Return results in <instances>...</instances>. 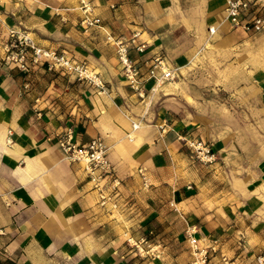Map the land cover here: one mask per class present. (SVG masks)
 Returning a JSON list of instances; mask_svg holds the SVG:
<instances>
[{"label": "crops", "instance_id": "0c3cea01", "mask_svg": "<svg viewBox=\"0 0 264 264\" xmlns=\"http://www.w3.org/2000/svg\"><path fill=\"white\" fill-rule=\"evenodd\" d=\"M94 3L102 28L85 32L80 0H0V264H191L190 236L206 238L203 246L219 241L209 264H256L264 253V29L232 27L225 0ZM9 30L85 62L103 86L5 63ZM107 32L132 47V59L162 55L177 79L138 97ZM140 44L143 53L133 49ZM69 126L79 143L108 145L122 180L115 204L101 207L83 164L63 157L57 136ZM184 136L208 143L216 160L197 161ZM129 238L152 250L139 254Z\"/></svg>", "mask_w": 264, "mask_h": 264}, {"label": "built area", "instance_id": "2783aa9c", "mask_svg": "<svg viewBox=\"0 0 264 264\" xmlns=\"http://www.w3.org/2000/svg\"><path fill=\"white\" fill-rule=\"evenodd\" d=\"M225 13L229 23L234 28H240L247 33H258L264 29V0H225ZM95 7L94 0H80L78 10L80 11L79 24L83 31L91 28H102L98 20L92 15ZM214 31V28H210ZM107 38L116 46V57L121 74L127 81L129 88L144 99L149 93H156L162 85L173 82L177 79L175 69L167 66L165 59L160 54H155L146 59L130 58L132 49L126 42L115 39L108 32ZM137 34L133 35L130 42L133 43ZM144 44L135 45L133 49L137 53H143ZM5 52L4 62L14 63L20 70L29 71L34 65H45L48 70H63L75 75L80 81L91 85L102 87L103 83L99 76L89 69L85 62H80L69 55L57 51L44 50L35 46L26 34L9 30L8 40L3 45ZM149 85V86H148ZM138 124H133L137 128ZM184 145L190 150L193 157L202 164H211L216 160L211 146L198 138L189 136L180 137ZM57 144L65 159L71 162L83 164L92 189L98 194V203L101 207L115 204L120 197L122 180L118 177L113 165L108 159V145L101 137L90 139L86 143H79L75 138L74 129L69 126L57 136ZM138 173L142 177L145 186H148V179L143 169ZM206 238L196 239L189 237L193 260L191 264H209L210 255L218 252L219 241L211 239L210 245L203 246ZM138 252L143 251L142 244L146 239H128ZM151 251L149 245L146 246ZM223 264H235L234 261L222 258ZM256 264H264V253L255 256Z\"/></svg>", "mask_w": 264, "mask_h": 264}, {"label": "rangeland", "instance_id": "374dc122", "mask_svg": "<svg viewBox=\"0 0 264 264\" xmlns=\"http://www.w3.org/2000/svg\"><path fill=\"white\" fill-rule=\"evenodd\" d=\"M146 241H147V240H146ZM142 246H143L144 249H143V251H142L141 253L138 252L137 249H135V251L138 252L139 254H143V253H145V251L148 250V248L146 247V246H147V243H146V244H142ZM192 257H193V256H192ZM192 260H193V259H192Z\"/></svg>", "mask_w": 264, "mask_h": 264}]
</instances>
